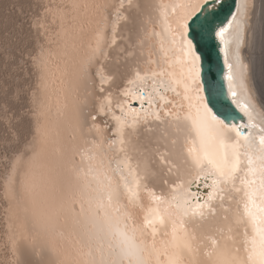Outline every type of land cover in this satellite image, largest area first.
<instances>
[{
    "label": "snow or ice",
    "instance_id": "1",
    "mask_svg": "<svg viewBox=\"0 0 264 264\" xmlns=\"http://www.w3.org/2000/svg\"><path fill=\"white\" fill-rule=\"evenodd\" d=\"M208 4L209 0H180L172 6L170 16L161 12L165 29L171 35V46L180 53L181 72L177 78L167 57L164 65L158 64L151 56L146 63L138 59L136 48L143 45L145 39L151 38L152 30H146L139 20L140 5L137 0H127V3L120 0L117 14L126 24L132 25L127 47H118L110 70H98L92 75H89L87 67L92 58L88 57L81 65L78 79L86 81L91 90L79 98L73 94L63 102L57 100V119L65 115L69 100L72 101L74 116L70 143L61 144L56 138L58 133L54 135V128L39 123L34 129L39 138L32 143L26 140L24 133L8 125V135L17 143L22 137L25 140L16 164L21 162L25 153H31L27 162L28 171L21 180L22 195L41 194L40 216L34 212L26 216L25 226L31 223V240L39 239L43 247L53 253L62 250L65 242L63 232H56L54 236L48 233L57 203L59 207L70 209L71 221L77 230L70 241L73 251L70 258L65 256L57 264H190L185 254L194 261L198 248L194 244L196 236L185 226V219L203 220L209 214L215 215L217 200L223 206L226 193L241 191L236 184L237 179L243 185L245 199L242 201L243 213L237 215L234 223L251 225L254 235L249 238L245 232L242 246L230 249L226 260H213V256L219 255L216 251L206 252L205 255L210 264H264V123L258 128L253 111L242 104H237V107L246 122H230L229 114L219 112L210 95L206 94L201 83L199 41L213 35L223 42L228 32L224 26L212 29L208 17L202 18ZM83 7L87 9L90 6L85 4ZM91 7L100 10L104 5ZM32 27L38 29L44 25L34 20ZM116 32L117 27L113 25L112 45H116ZM133 33L135 43L131 40ZM96 35V51H99V27ZM156 35L159 36V33ZM236 43L239 49L238 33ZM139 55L142 56L143 52ZM105 58H108L107 53ZM31 59L34 67L46 72L49 61L42 46ZM237 63L239 66V53ZM41 81V89L44 90L48 81L43 74ZM61 84L63 86L64 81ZM94 92L100 95L96 97L98 103L93 105L94 111L90 112L86 108ZM230 94L235 98V91ZM178 97L182 99L178 100ZM184 101H187L188 107L183 128L199 147L184 154L177 163L171 158L169 148V144L174 146L176 140L169 139L168 130H180V125L172 118L180 120L185 110ZM33 102H36L35 93ZM133 103H138L140 107H133ZM233 103H236L235 99ZM39 106L40 115L47 117L51 112L49 105L41 100ZM177 107L180 112L176 111ZM259 114L264 119V110ZM99 117L106 118L103 129L98 122ZM107 118L113 121L111 127ZM241 128L248 131L247 136ZM257 128L258 132L255 131ZM81 129L95 135L84 137L79 142L81 137L77 133ZM126 129L150 134L159 131V136L155 138L157 147H144L145 152H155V160L142 168L139 163L135 168L131 166ZM105 130L117 139L105 142ZM117 144L120 147L115 149L116 152L124 155L112 167L105 150L114 149ZM156 161L168 175L176 176L168 196L157 195L149 187L148 181L155 174L153 164ZM182 165L188 169L186 181ZM110 173H118L121 182L117 183ZM240 173L244 175L241 177ZM201 185L207 190L204 196L193 192L194 187ZM142 193L150 197L147 209L141 204ZM133 208H140L142 221H137ZM28 211L25 209L26 213ZM165 221L170 224V229L164 233L163 239L158 240V227H163ZM229 231H232L231 227ZM24 239L28 241L29 237Z\"/></svg>",
    "mask_w": 264,
    "mask_h": 264
},
{
    "label": "bare ground",
    "instance_id": "2",
    "mask_svg": "<svg viewBox=\"0 0 264 264\" xmlns=\"http://www.w3.org/2000/svg\"><path fill=\"white\" fill-rule=\"evenodd\" d=\"M262 1L238 0L236 12L225 26L228 28V32L224 35V41L221 42L218 39L220 49H223L221 53L225 66V85L228 96L232 102L235 99L236 103L233 104L239 111L237 104H242L253 111L258 128L264 123V119L259 114L264 110V79L257 51V44L262 31ZM137 2L140 5L139 20L142 21L146 30H152L151 38L145 39L143 45L136 48L138 59L142 63H146L151 56L158 64L164 65L165 57H167L172 64V70L179 78L181 72L180 53L178 50H173L171 46V35L165 29L161 12H166L170 16L172 6L178 4L180 0H137ZM119 3L120 0H33L34 20H38L44 25L43 28L38 29L32 27L34 20L31 19L32 22L30 23L20 20L19 13L14 14L16 16L14 21L13 16H11L12 13L10 14L12 4L8 7V3H0V17L11 25L10 29L13 28L17 35V40L15 38V41L6 42L4 54H10L15 57L14 60L20 63L16 68H12L13 64L10 61L9 71L6 73L0 72V79L2 80L0 81V87H2V82L3 90L7 87V90L3 93L1 89V94L4 95V105L10 106L16 112L15 120L2 122L1 128L3 131L8 133V125L10 124L24 133L27 141L35 143L39 137L34 129L39 123L41 126L54 128V135L58 133L56 138L59 139L61 144L70 143L73 134L71 126L74 116L72 101L69 100V107L65 110V115L57 119V100L61 99V102H63L65 98L73 94L79 98L85 92L91 90L86 81L81 82L78 79L81 65L88 57L92 58L87 62L88 73L92 75L98 70H110L118 47H127V38L130 30H132V25L126 24L119 18L116 11ZM125 3H127V0H125ZM85 4L90 7L84 8L83 5ZM95 4H103L104 8L95 10L91 7ZM75 5L80 7H75ZM15 9L20 12L18 6H14ZM26 19L24 18V20ZM113 25L117 27L116 45L111 43ZM97 27L101 31L99 51H96ZM2 28H4V25ZM156 33H159V36ZM237 33L239 34V49H237L236 43ZM131 40L133 43L136 42L134 33ZM40 46L44 48L48 56L49 62L46 72L34 67L31 59L32 55L38 54ZM24 51L28 53V58L23 57ZM141 51L143 52L142 56L139 55ZM105 53H107V59ZM237 53H239V66ZM42 74L48 81V87L44 90L41 89ZM229 76L232 77L231 80L227 79ZM61 81H64L63 86ZM231 91L236 92L235 98L231 96ZM17 92L22 93L20 99L10 96V94ZM33 93L36 96L35 103L33 102ZM99 95L98 92H94L89 97L87 111H94L93 105L98 103L96 97ZM168 95L175 96L174 93ZM177 99H182V97ZM41 100L51 108V112L47 117L40 115L39 102ZM22 106L28 108V110L20 113L19 110ZM187 107V101H184L185 110L181 113L180 120L177 121L175 117L172 118L174 123L180 125V130H168L169 139L174 138L176 140V144L174 146L169 144V148L172 152L171 158L177 163L182 160L184 154L199 147L198 143L191 141L188 132L183 128L187 118ZM176 111L180 112L181 110L177 107ZM104 119L106 118L99 117L98 120L102 129L104 127L102 120ZM107 119L108 125L111 127L113 121L111 118ZM245 122L246 119L244 118ZM258 128L255 131L258 132ZM126 133V140L129 141L127 154L131 157L129 162L133 168L138 163L142 168L149 161L155 160V152H145L144 147L148 146L151 149L157 147L155 138L159 136V131L150 134L142 130L136 132L132 129H126ZM77 135L81 137L79 142H82L84 137L91 138L95 133L88 134L81 129V132ZM247 135L248 131L245 136ZM232 136L235 139L234 133ZM108 139L117 138L112 137L111 132L105 130L104 141L107 142ZM24 142L25 140L22 137L20 143L12 144L7 151L4 152L2 149L4 155L0 151V155L4 158L3 161H0V245L3 247V249H0L2 251L0 253V263L3 261L5 264H57V261L65 256L71 257L73 249L70 241L77 230L72 224L70 209L59 207L57 203V211L53 216L48 235L54 236L56 232H63L65 236L63 249H58L53 253L46 250L39 239L31 240V223L29 222L25 226L26 216L32 212L40 216L42 206L41 194L22 195L21 180L28 171L27 162L28 157L31 155V153H25L21 162L16 164ZM119 147L120 145L117 144L114 149L105 150L112 167H115L116 161L124 155L116 152L115 149ZM181 167L186 181L188 169L183 165ZM153 168L155 174L148 181L149 187L154 189L157 195L168 196L171 191V182L176 180V176L168 175L159 166L158 161L153 164ZM110 175L117 183L121 182L118 173H110ZM243 175V173L239 174L241 177ZM165 181H169V183L166 184ZM208 183L210 184L211 181L209 180ZM236 184L241 188V191L226 193L223 206L217 200L215 215L209 214L207 219L203 220L199 218L193 220L191 217L185 219V226L194 232L196 236L194 244L198 248L194 261L192 257L185 254V259H188L190 264H210L208 257L205 255L209 251L219 253L218 256H213V260H226L230 249L242 246L245 232H247L249 238L254 235L251 225H237L234 223L237 215L243 213L242 201L245 199L243 185L240 184L239 179H237ZM195 189L194 193H196ZM201 189L199 195L203 196L202 193L207 190L202 185ZM227 197H230V199ZM124 202L127 203L126 200ZM141 204L144 209L150 206V197L147 193H142ZM25 209L29 210L28 213L25 212ZM133 214L138 222L142 221L143 213L140 208H133ZM229 227L232 228L231 232ZM169 229L170 224L165 221L163 227H158L157 239H163L164 233ZM24 237H29V240L26 241ZM13 241H15V248L13 247ZM241 255H243L242 252Z\"/></svg>",
    "mask_w": 264,
    "mask_h": 264
},
{
    "label": "water",
    "instance_id": "3",
    "mask_svg": "<svg viewBox=\"0 0 264 264\" xmlns=\"http://www.w3.org/2000/svg\"><path fill=\"white\" fill-rule=\"evenodd\" d=\"M238 0H209L207 10L202 13V18L207 16L211 21V28L218 30L226 26L234 16ZM199 55L202 57L201 83L210 95L216 109L221 113H228L230 122L244 124L242 113L235 107L228 96L225 85V66L220 49V42L213 35H207L199 41ZM208 98V95H206ZM133 107H140L133 103ZM245 135L247 130L240 129ZM196 193H200L201 186L194 187ZM193 188V192H194ZM205 191L202 195H205Z\"/></svg>",
    "mask_w": 264,
    "mask_h": 264
},
{
    "label": "rangeland",
    "instance_id": "4",
    "mask_svg": "<svg viewBox=\"0 0 264 264\" xmlns=\"http://www.w3.org/2000/svg\"><path fill=\"white\" fill-rule=\"evenodd\" d=\"M1 2L2 3H8L9 4L8 7H10V4H12V8H10L11 9L10 14L12 13L11 16H13L12 18H14V21H15V18H16L15 15L17 13H19L20 20H22V21L30 23V22H32V20H34V6H32L33 0H0V3ZM15 3L18 4V5H16ZM14 6H18V8H20V12H18V10H16V9L14 10ZM30 16H33V17L29 18ZM24 18H27L28 20L27 19L24 20ZM3 19L4 18L0 17V65H1L0 66V72L6 73L7 71H9L8 69H9V65H10L9 62L10 61L13 64L12 68H16L18 65H20V63L17 62L16 60H14L15 57L11 56L10 54H4L5 51H6V49L4 48L6 42L13 41L15 38H16L15 40H17V35L15 34L13 28L10 29L11 25H9L8 22H6ZM2 22H4V24H2ZM3 25H4V28H2ZM23 35H24V33H23ZM257 51H258V54H259V61H260V64H261L262 73H263V79H264V0L262 1V31H261V36H259V40H258V44H257ZM9 56H10V58H9ZM12 57H13V59H12ZM23 57L24 58H28L29 57V55H28V53L26 51H24ZM0 81H2V80L0 79ZM1 89L2 90L4 89L3 82H2V87H0V138H1L0 139V151L2 153V149L5 152L9 148H11L10 146L12 144L16 143V141L14 139H12L11 136L8 135V133L3 131L2 128H1L3 121L4 122H9L10 120L13 121L12 119L15 120L16 112L10 106L4 105V97H3L4 95L1 94ZM6 90H7V87H5V90H3L2 93L5 92ZM21 94H22L21 92H17V93L10 94V96L14 97L16 99H20V95ZM7 109H9V111H7ZM27 110H28V108H25V107L22 106V108L19 110V112L22 113V112H25ZM104 120H102V121H104ZM9 138H11V139H9ZM2 155H4V153H2ZM3 160H4V158L1 156L0 161H3ZM0 249H3L2 245H0ZM1 252L2 251L0 250V253ZM1 262L2 263H0V264H5L3 261H1Z\"/></svg>",
    "mask_w": 264,
    "mask_h": 264
}]
</instances>
